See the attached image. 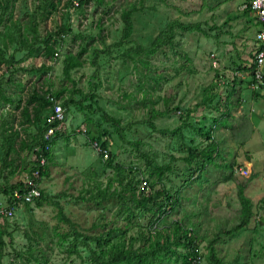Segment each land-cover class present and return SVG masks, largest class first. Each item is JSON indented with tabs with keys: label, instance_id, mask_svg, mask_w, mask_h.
<instances>
[{
	"label": "rangeland",
	"instance_id": "1",
	"mask_svg": "<svg viewBox=\"0 0 264 264\" xmlns=\"http://www.w3.org/2000/svg\"><path fill=\"white\" fill-rule=\"evenodd\" d=\"M105 1L108 4L91 1L66 14L65 0H61L57 10L41 22V34L67 21L72 29L64 35L58 55L46 61L52 66L50 70H31L41 65L42 58L16 51L14 44L8 52L21 60L15 71L0 62L1 90L6 95L21 96L22 103L33 88L46 90V79L54 88L63 86L84 93L74 95L75 100L84 101L83 105L65 107V135L56 138L47 158V172L39 184L45 193L40 207L35 202L30 208L21 202L13 206L3 192L27 180L33 158L25 150L23 165L3 164V120L21 128L23 117L15 104L0 103V208L9 210L0 216V225L9 232L1 264L82 263L83 257L67 251L72 237L61 239V233L70 229L61 221L59 210L84 234L107 227L124 228L128 216L118 200L109 198L99 206L93 194L110 179L111 190L118 188L120 173H124L125 182L141 175L154 178L141 152L158 164L169 163L153 190L163 186L179 202L157 224L166 225L175 218L188 225L195 223L202 234L203 252L197 264H212L206 254L207 238L238 221L241 205L237 184L244 183L245 194L253 203L251 221L238 231L223 233L216 247L226 260L237 255L234 264H264V95L262 89H252L246 69L262 23L252 12L242 11L245 0ZM39 3L17 0L15 19H23V14L32 12ZM131 4L140 9L132 15V32L126 44L148 47L155 38L164 41L172 34L170 42L162 44L156 53L150 57L142 54V60L148 63L138 62L137 68L130 58L121 55L127 45L118 46L123 29L121 10ZM0 28L3 30L4 25ZM67 53L83 59V66L72 70V80L63 75ZM85 94L93 96L92 102L85 101ZM206 98H210L211 108L204 102ZM238 98L240 106H236ZM89 103L91 108H87ZM227 108L229 115L225 114ZM211 126L219 129L213 132L219 141L218 156L207 167H203L205 159L201 157L188 161L190 147L208 142L199 131L207 132ZM27 130L35 131V127L30 125ZM102 130L109 137L111 166L92 145L93 136ZM227 163L233 164V171L222 167ZM114 164L123 170L118 172ZM245 166L247 173L237 170ZM136 214L131 221L145 223L141 211ZM82 239L79 236L78 240ZM91 242L95 244V239ZM30 246L33 253L27 251ZM78 247L87 258L85 244L79 242Z\"/></svg>",
	"mask_w": 264,
	"mask_h": 264
},
{
	"label": "trees",
	"instance_id": "2",
	"mask_svg": "<svg viewBox=\"0 0 264 264\" xmlns=\"http://www.w3.org/2000/svg\"><path fill=\"white\" fill-rule=\"evenodd\" d=\"M17 0H0V27L4 25L3 30L0 28V62L5 63L9 71L14 72L15 66L21 61L16 58L15 53H9L8 47L10 44H14L16 51L24 50L27 55L32 58L38 56L42 58L43 62L38 67H31V70L35 71H48L52 68L46 61H51L55 58V53L58 52V47L64 40V35L71 32V24L69 21L59 23L54 30H47L44 34L40 33V24L42 21L46 22L48 17L53 14L58 7L61 0H40V3L36 5V8L30 13L23 14V19L16 20L14 17V5ZM35 1V0H34ZM78 7L96 1L99 5H106L108 2L105 0H77ZM244 8L242 11L251 12L250 2L251 0H245ZM66 14L68 10L73 6L71 0H65L64 5ZM76 7V9L78 8ZM140 7L137 4H131L127 8L121 10V18L123 22V29L121 39L118 46L124 47V51L121 55L125 58H130L137 68L138 62L147 64V60H142L141 55L145 54L150 57L161 47L162 44L170 42L172 34L167 35L166 39L159 40L155 38L148 47L142 45H128L126 44L127 38L132 32V15L139 11ZM65 13H62L64 15ZM230 20V19H228ZM263 25V24H262ZM172 29V26H170ZM124 44V45H123ZM257 46H254L253 54L251 56L250 64L248 65L249 75L251 76V82L254 81L252 71L255 68L254 55ZM123 58V59H125ZM23 60V59H22ZM83 59L67 53L65 57V64L63 67V75L67 80H72V70L82 67ZM17 70V69H16ZM237 79V75H234ZM10 79H12L10 77ZM48 88L43 90L42 88H33L28 99L22 103L21 96L6 95L1 90L0 85V103L4 102L3 105L8 103L15 104L21 110L22 120L21 128L15 127L13 124L8 123V119L3 120L2 124V146L4 149L2 162L4 165L19 164L23 165L25 156L23 152L32 153L33 165L29 169V174L32 175L35 168H39V177L36 178L41 181L42 175L47 172L46 165L41 166L39 164L40 152L35 149V146L49 144L50 148L43 151L44 154L49 158L52 144L57 137L65 135V129L63 121L60 126L56 129L54 135L46 136V130L48 124L45 122V116L50 111L47 95L52 94L56 98L62 100L64 107L75 106L77 104L83 105L84 101H77L74 99L75 94H84L78 89H69L60 86L54 88L49 79H46ZM74 81V80H73ZM238 83V82H237ZM256 91L257 89H253ZM214 93V91H213ZM262 93V92H260ZM260 95L259 92L255 93ZM85 101L92 102V95L85 94ZM264 95V92H263ZM91 99V100H90ZM210 98H206L204 102L210 105ZM94 103L97 104L96 100ZM236 106H240V99L236 103ZM87 108H91L89 103ZM104 114L105 110L99 108ZM225 111L226 115H229L230 110L227 108ZM93 112V110H92ZM106 119L118 123L111 117H105ZM33 125L35 131L29 132L27 127ZM201 128V127H199ZM214 130L216 127L211 126L209 131L199 133L205 136L208 141L205 146H193L188 149V161H195L196 158H203L205 162L203 167H207L209 162L218 156L219 152V141L216 142L214 137ZM23 131V132H22ZM106 130L100 131L98 134L93 136L92 140H97L103 147L108 148L109 137L105 133ZM176 131H179L176 130ZM175 131V132H176ZM26 153V154H27ZM142 156H146L147 163L150 166V174H155L154 178H146L149 183V190L144 192L141 190L139 184L144 175H141L138 179H130L125 182L124 173L117 175L118 188L111 190L113 179H110L107 186L96 188L93 194L96 204L101 205L104 200L109 198H116L118 203L126 211L128 216V223L125 227H107L106 230L97 232L95 234H84L75 227V224L71 222L61 210L58 215L61 221L66 222L69 225V229L66 232L61 233V239L66 240L70 236L71 241L67 245V251L70 254L78 253L80 257H83V262L80 264H197L203 256V252L200 249V241L202 240V234L198 233V229L195 223L186 224L182 219L175 218L171 219L166 225L157 224L160 218L166 215L169 211L175 208L178 204L179 198L175 194L163 188V186L153 190V187L160 182V177L164 170L169 168V163L158 164L152 159H149L145 152L140 153ZM219 154V153H218ZM113 153L105 159L106 164L111 166V160ZM117 171L119 169L118 164L113 165ZM232 163L223 164L222 167L233 171ZM247 167V166H245ZM237 166H235V169ZM200 170V166H198ZM193 178V177H192ZM25 180H21L10 188H4L3 192L9 195V200L12 205L15 206L19 202L13 197V192L18 188H25ZM41 194L33 202L37 207H40L44 203V191L41 190ZM237 196L241 205V211L234 224L228 228H221L215 232L211 237L207 238V256L212 264H234L237 260V255L229 260L224 259L217 250L216 241L221 237L223 233L230 234L241 228L249 225L251 218L254 214L253 203L249 196L245 194V184H237ZM29 207L30 203H25ZM261 204L264 206V198L261 199ZM13 208V207H12ZM30 208V207H29ZM136 211H141V217L145 219V223L134 224L131 218H137ZM1 216V214H0ZM101 226L105 227L104 224ZM107 226V225H106ZM9 233L7 228L0 225V264L1 259L4 255V247L6 245L5 235ZM79 236H82V240H78ZM95 239V244H92L91 240ZM82 242L87 248V258L84 257L83 253H80L78 243ZM28 252L33 253L34 248L28 247ZM37 260V259H36Z\"/></svg>",
	"mask_w": 264,
	"mask_h": 264
},
{
	"label": "built area",
	"instance_id": "3",
	"mask_svg": "<svg viewBox=\"0 0 264 264\" xmlns=\"http://www.w3.org/2000/svg\"><path fill=\"white\" fill-rule=\"evenodd\" d=\"M71 1L73 6L70 8V10L78 7L77 0ZM250 7L251 12L254 14L255 18L263 24L262 28L256 33L257 48L254 55L255 68L252 71L254 81L251 82V87L252 89L260 88L264 92V72L262 71V67L264 66V0H251ZM55 55H58V53L56 52ZM47 98L50 102V111L45 116V122L48 124L45 134L46 136H50L55 134L56 129L60 126L62 121L65 120L66 109L62 105L61 101L56 98V96L48 94ZM92 145L95 150L104 158H108L110 156L109 149L107 147H103L99 141L93 140ZM49 148L50 145L48 143L43 145V147L41 145L35 146V149L40 152L38 161L41 166L46 165L47 163V156L43 151ZM237 170H239V172L240 170L241 172L244 171V173L248 172L247 167H243ZM39 173V168H35L32 175H28L25 183V188H18L14 190L13 197L16 201L23 204L31 203L40 196V181L36 179L39 177ZM139 186L144 192H147L149 190V183L146 178L141 179ZM7 212H9L8 209L7 211H5V209L0 208V214H6Z\"/></svg>",
	"mask_w": 264,
	"mask_h": 264
},
{
	"label": "crops",
	"instance_id": "4",
	"mask_svg": "<svg viewBox=\"0 0 264 264\" xmlns=\"http://www.w3.org/2000/svg\"><path fill=\"white\" fill-rule=\"evenodd\" d=\"M209 106H210V108H211L212 105H209ZM205 116H206V115H205ZM205 116H204V117H205ZM219 128H222V126H220ZM216 129L219 130L218 127H216ZM219 132H221V130H220Z\"/></svg>",
	"mask_w": 264,
	"mask_h": 264
}]
</instances>
